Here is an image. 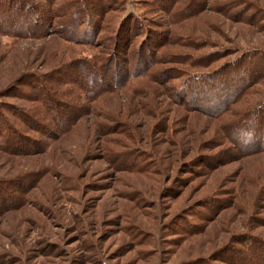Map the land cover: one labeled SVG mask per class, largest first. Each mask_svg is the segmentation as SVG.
Returning <instances> with one entry per match:
<instances>
[{
    "label": "rangeland",
    "instance_id": "374dc122",
    "mask_svg": "<svg viewBox=\"0 0 264 264\" xmlns=\"http://www.w3.org/2000/svg\"><path fill=\"white\" fill-rule=\"evenodd\" d=\"M121 1L98 44L113 67L141 48L157 64L92 111L54 103L69 131L39 105L42 127L17 119L69 34L0 33V111L25 141L1 139L0 264H264V0ZM128 16L145 25L129 58Z\"/></svg>",
    "mask_w": 264,
    "mask_h": 264
},
{
    "label": "trees",
    "instance_id": "16d2710c",
    "mask_svg": "<svg viewBox=\"0 0 264 264\" xmlns=\"http://www.w3.org/2000/svg\"><path fill=\"white\" fill-rule=\"evenodd\" d=\"M121 5V0H0L1 34L6 35L10 31H14L10 34H22L24 31H30L31 35L25 34V36L39 38L46 36L47 33L50 34L49 29L52 27H62L64 32L71 37H65L66 39L63 37L68 45H65L66 48L63 52L57 53L61 59L57 60L54 56L55 61L52 62V59L48 63L50 68L54 67L53 71L45 75L33 76L28 85H20L33 88L37 92L32 101L36 104L32 108L33 112H30L31 109L23 108L19 114L20 117L17 118L19 121L23 118L27 122L32 121L34 125L42 127L43 122L38 118L41 114L40 108L39 111L35 109L39 105L46 111H53L54 117L51 120L55 121L58 129L64 124L63 128L69 131L71 129L69 119L58 115L59 109L55 107L54 103L59 105L62 110H66L69 105L68 108L73 112H89L94 109V103L97 100L108 94L122 91L139 78L149 77L154 65L157 64L158 57L154 51L148 49L143 51L141 48L142 51L138 52L136 65L132 66V70H129L127 66L131 65L128 62H125L126 64L121 67H113V62L109 58L112 56L111 53H108L105 45L102 47V44H98L102 40L103 33L113 32L115 27L113 22L119 17V14L124 12ZM133 20L135 21L134 25L131 23V27H127L128 22ZM144 26V23L138 19L135 20L132 16L122 19L118 34H120L119 36L125 34L126 37L119 40V45L124 43V53L128 58L136 50V41L142 36L140 29ZM84 27L87 28L83 30L81 36H78V39H75L79 30ZM132 27L135 29L133 30ZM44 31H46L45 34ZM83 46L96 51L92 60L74 57L75 48ZM114 56L119 58L120 55L117 53ZM62 86L72 90L62 91L60 89ZM74 91L80 92L77 103L65 98V101L60 99L63 95L66 96L67 92L73 93ZM78 102L80 103L78 104ZM260 115L259 112L254 115L251 113V118L249 117L251 125L258 123L256 118ZM6 119L4 113L0 111V141L4 137L6 138L8 131L14 132L13 134L16 136L17 129L23 130L18 126L20 125L18 121H16V125H11L10 121ZM262 121L264 122V120ZM262 121H260L261 124ZM262 136L264 138V134ZM18 137H21L20 141L24 144L22 135H17L16 138ZM3 142H0V149ZM263 146L250 151H264ZM13 148L17 149V146ZM258 257L260 262H264V250L259 252Z\"/></svg>",
    "mask_w": 264,
    "mask_h": 264
}]
</instances>
